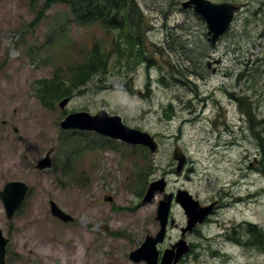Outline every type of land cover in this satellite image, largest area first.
Instances as JSON below:
<instances>
[{"label":"rangeland","instance_id":"1","mask_svg":"<svg viewBox=\"0 0 264 264\" xmlns=\"http://www.w3.org/2000/svg\"><path fill=\"white\" fill-rule=\"evenodd\" d=\"M186 1L135 0L143 15L138 33L147 60L129 61L133 69L127 74V59L121 64L109 48L105 74L76 92L61 109V100L51 108L40 102L38 83L57 74L68 77L69 69L94 43L108 48L117 31L100 22L80 24L62 0H0V191L8 182L29 187L11 220L0 199V229L10 240L7 264H135L129 254L159 230L156 212L162 194L150 203L142 201L150 183L163 177L167 192L183 185L201 199L206 198L209 181L213 188L223 189L217 178L236 179L235 188L245 200L239 211H245L264 234V134H255L264 126L255 118L253 126L249 122V134L248 124L236 116L229 101L231 94L239 100L264 101V0H209L241 8L215 45L206 22L193 8H183ZM243 70L246 75L239 81ZM226 105L233 139L223 132L220 109ZM103 108L120 115L127 126L153 136L158 151L116 140L106 143L92 132L66 131L87 133L76 138L93 142L98 149L82 154L76 163L73 160L71 176L63 177L59 168L65 157L57 168L53 162L61 159L62 137L75 138L63 136L60 123L69 114L95 115ZM258 115L260 119L264 112ZM242 125L245 140L239 131ZM231 141L248 148L245 163L255 158L252 170L222 160L220 153ZM175 147L193 161L197 173L191 183L184 179L174 183ZM51 149V169L36 170ZM242 152L236 151L234 159ZM50 202L74 221L54 218ZM177 218L183 221L180 210ZM177 237V232L168 233L159 250L163 252ZM254 264H264V246H256Z\"/></svg>","mask_w":264,"mask_h":264},{"label":"water","instance_id":"2","mask_svg":"<svg viewBox=\"0 0 264 264\" xmlns=\"http://www.w3.org/2000/svg\"><path fill=\"white\" fill-rule=\"evenodd\" d=\"M70 2L72 0H62ZM183 8H193L194 11L206 22L210 42L215 45L217 41L231 28L235 16L240 11V6L231 3H213L209 0H187L182 4ZM70 99H64L59 103L61 109H65ZM60 127L65 131L92 132L99 136L123 142L131 146H141L155 153L159 149L154 137L146 132L133 129L127 126L120 115H111L106 108L101 109L95 115L88 112H76L69 114L61 123ZM49 150L45 157L35 166L36 170L45 171L52 167L51 154ZM173 160L177 162V174L183 171L185 165V154L180 147H175ZM192 169H189V173ZM186 175V180H189ZM167 182L163 177L150 183L143 203H150L157 193L162 194L158 203L156 221L159 223V230L155 235H147L142 245L129 254V259L135 263L145 262L146 264H179L181 259L188 253L189 247L185 236L187 231L202 222L205 212L193 196L185 191L179 190L176 195V202L179 203L188 217L186 228L182 229L181 239L166 249L162 254L158 246L164 243L170 209L173 201V194L168 193ZM29 187L23 182H9L0 192L7 218L11 220L25 200ZM51 215L64 223L74 221L73 217L66 214L57 204L50 202ZM173 225V222H172ZM10 240L6 238L0 229V264H6L7 246Z\"/></svg>","mask_w":264,"mask_h":264},{"label":"flooded vegetation","instance_id":"3","mask_svg":"<svg viewBox=\"0 0 264 264\" xmlns=\"http://www.w3.org/2000/svg\"><path fill=\"white\" fill-rule=\"evenodd\" d=\"M219 63L220 61L217 60L216 64ZM230 96L229 101H233V105L236 109V116L239 117L242 123L248 124L247 129L249 134L252 128L249 122H251L253 126V120L255 118L264 126V116H261V118L258 119V117H260L258 114L264 112V109H261V103L264 101L261 99L239 100L234 94H231ZM254 106L256 108H253ZM220 111L221 114L224 115L225 123L223 125V132H226L232 139L235 138L234 132L228 125L230 106H221ZM239 131L242 132L245 140L246 129L244 125L239 128ZM255 134L263 135L264 127L261 128V131ZM247 149L248 148L245 146H239L238 142L235 143L234 141H231L223 147L220 154L222 155L223 161L239 168L242 164L245 165L248 161V152L245 151ZM236 151L243 152L241 154L242 156L234 159ZM184 153L186 161L183 172L177 174L176 169L171 171V176L174 177V183L178 180H185L186 172L190 168H192V170L194 168L193 161L189 158L186 152ZM254 161L255 158H253V162L246 164L247 170L253 169ZM173 164L177 166V162ZM192 173L189 180L185 181L189 183L193 181V177L197 173L195 172V168ZM244 176L245 175L243 174L241 178ZM236 181L237 180L234 179L231 182H223L217 178L216 182H221L223 186H225L223 189L213 188L215 184L209 181V187L206 190L205 199L193 195L183 185L173 188L171 192L173 194V201L170 209L168 233L177 232L178 237L174 243L169 245V247L181 239L182 229L186 228L188 224L186 213L182 210L181 205L176 202V195L179 190L188 191L194 199L199 202L201 209L205 212L203 221L196 224L191 231H187L185 240L187 241L189 250L179 264H184L187 261L192 262L193 264H254L256 246L259 248L264 246V234L259 232V229L256 228V225L250 216L245 215V211H239V206L245 200L242 199L243 195L239 192V189L235 188L237 187ZM178 210L182 212L183 221L177 218Z\"/></svg>","mask_w":264,"mask_h":264},{"label":"trees","instance_id":"4","mask_svg":"<svg viewBox=\"0 0 264 264\" xmlns=\"http://www.w3.org/2000/svg\"><path fill=\"white\" fill-rule=\"evenodd\" d=\"M67 3L70 6V14L80 24L100 22L103 27L115 30L117 33L108 48L104 44L94 43L93 47L87 50V54L69 69L68 77L65 76L63 78L64 75L57 74L51 80L46 79L38 83L39 100L48 108L55 106L57 101L66 98L70 99L76 92H81L90 82H96L99 77L104 75L110 65L111 54L109 53V48L113 52L112 55L115 54L117 61L121 62V64L124 59H127V74L131 73L130 71L133 69V65H130L129 61L139 64L147 60V56L140 48V35L138 33L143 15L135 0H72ZM245 75L246 72L244 70L241 71L239 73V81H242ZM66 134L75 139L60 138L61 159L53 162V168H57V165L61 164L62 156L65 157V162L59 168L61 175L65 178L70 177L72 174L73 160L76 163V160L82 154L91 153L98 149V146L94 145L93 142L85 143L82 137L76 138L77 134L81 136L87 133L63 131V136ZM93 136L106 143L114 142L98 135ZM262 151L264 152V143L262 144ZM143 172L142 170L139 176L140 179L143 177ZM144 191L145 187L143 184V190L141 189L140 192L141 197Z\"/></svg>","mask_w":264,"mask_h":264}]
</instances>
